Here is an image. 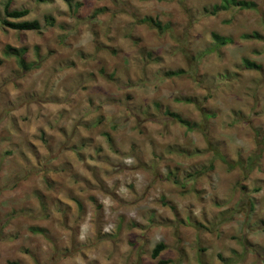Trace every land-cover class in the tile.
Segmentation results:
<instances>
[{
    "label": "clouds",
    "instance_id": "9594fccd",
    "mask_svg": "<svg viewBox=\"0 0 264 264\" xmlns=\"http://www.w3.org/2000/svg\"><path fill=\"white\" fill-rule=\"evenodd\" d=\"M0 264H264V0H0Z\"/></svg>",
    "mask_w": 264,
    "mask_h": 264
},
{
    "label": "trees",
    "instance_id": "16d2710c",
    "mask_svg": "<svg viewBox=\"0 0 264 264\" xmlns=\"http://www.w3.org/2000/svg\"><path fill=\"white\" fill-rule=\"evenodd\" d=\"M14 15H20L19 13H17V14H14Z\"/></svg>",
    "mask_w": 264,
    "mask_h": 264
}]
</instances>
